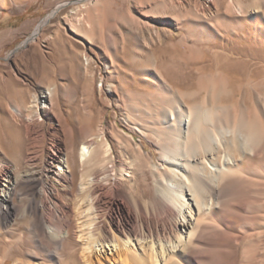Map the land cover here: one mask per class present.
<instances>
[{
    "label": "rangeland",
    "instance_id": "1",
    "mask_svg": "<svg viewBox=\"0 0 264 264\" xmlns=\"http://www.w3.org/2000/svg\"><path fill=\"white\" fill-rule=\"evenodd\" d=\"M229 50L248 62L217 70ZM218 106L231 120L242 115L262 141L257 156L241 155L232 169L239 190L226 216L246 217L250 229L223 260L264 264V0H0V166L16 167L11 188L0 192L1 234L10 247L18 244L23 264H81L72 235L51 243L42 232L39 181L49 147L64 154L103 135L113 147L112 171L131 164L112 140L121 131L159 165L153 133L167 136L162 112L200 109L214 125ZM54 135L60 141L53 143ZM73 178L58 200L76 198L79 174ZM243 201L250 202L247 213L237 209ZM34 221L42 233L23 244Z\"/></svg>",
    "mask_w": 264,
    "mask_h": 264
},
{
    "label": "bare ground",
    "instance_id": "2",
    "mask_svg": "<svg viewBox=\"0 0 264 264\" xmlns=\"http://www.w3.org/2000/svg\"><path fill=\"white\" fill-rule=\"evenodd\" d=\"M242 53L229 50L221 55L217 70L233 71L248 62ZM184 112L175 110L170 116L166 109L162 112L167 136L153 133L159 140V165L142 143L121 131L112 140L129 155L131 164H120L112 171L108 165L113 161V147L103 135H90L64 154L51 145V159L39 181L45 195L40 202L45 238L54 243L63 232L72 235L81 244V264H225L224 252L243 245L250 229L246 217L230 220L226 216L238 188L232 169L241 155L257 156L262 141L242 115L231 120L222 116L220 106L213 113L214 125L210 112ZM57 137L51 138L53 143L55 138L60 141ZM13 170L8 164L0 166L1 193L11 188ZM75 173L79 174L76 198L67 203L58 200V189L73 188ZM145 191L150 192L148 198ZM249 205L243 201L237 209L247 213ZM217 212L220 217L216 218ZM34 222L33 232L22 233L23 244L30 237H40ZM1 233L0 229V264H23L18 244L10 247Z\"/></svg>",
    "mask_w": 264,
    "mask_h": 264
},
{
    "label": "water",
    "instance_id": "3",
    "mask_svg": "<svg viewBox=\"0 0 264 264\" xmlns=\"http://www.w3.org/2000/svg\"><path fill=\"white\" fill-rule=\"evenodd\" d=\"M33 37H34V35H33ZM27 41H28V40H27ZM27 41H26V42H27ZM26 42H25V43H26Z\"/></svg>",
    "mask_w": 264,
    "mask_h": 264
}]
</instances>
